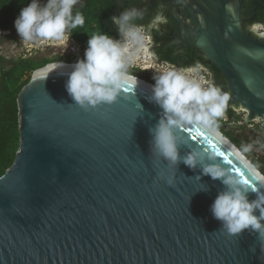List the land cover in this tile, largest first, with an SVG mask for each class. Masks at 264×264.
<instances>
[{
    "label": "water",
    "instance_id": "water-1",
    "mask_svg": "<svg viewBox=\"0 0 264 264\" xmlns=\"http://www.w3.org/2000/svg\"><path fill=\"white\" fill-rule=\"evenodd\" d=\"M166 1L189 13L192 26L175 19L223 75L229 103L264 118V39L245 29L241 0ZM36 71L17 100L15 162L0 178V264H264V240L249 230L229 237L213 218L219 181L151 155L150 129L163 111L152 84L138 78L117 103L85 111L65 88L71 67L37 82ZM182 135L200 151L211 140L231 163L218 162L264 193L222 133L223 144L204 129ZM160 173L175 174L174 186Z\"/></svg>",
    "mask_w": 264,
    "mask_h": 264
},
{
    "label": "clouds",
    "instance_id": "clouds-1",
    "mask_svg": "<svg viewBox=\"0 0 264 264\" xmlns=\"http://www.w3.org/2000/svg\"><path fill=\"white\" fill-rule=\"evenodd\" d=\"M77 5H84V0H30L14 22L21 38L19 46L54 41L63 46L64 54L73 31L85 25V17ZM144 18L145 11L137 7H128L118 16L113 15L110 21L119 38L103 32L93 33L89 35L82 59L70 66L61 60L51 63L38 69L33 78L46 79L54 71L71 67L66 91L75 104L88 111L117 103L122 93L136 85L138 77L130 71L133 66H138L140 71L153 70L155 83L151 86V100L163 111L159 122L150 129L153 137L151 155L167 161L169 169H178L182 162L193 170L200 168L203 175L219 181L223 190L218 193L210 211L213 218L221 223L223 232L229 237H239L249 230L264 240V193L246 183L247 179L239 170L234 172L232 168L224 167L223 163L231 162L218 148L206 147L203 151L191 148L182 135L190 128L204 129L221 144L225 143L219 129L220 121L226 119L231 94L212 79L205 78L203 73L207 68L199 61L189 66L161 62L151 50V34L159 32L160 26L168 23L167 17L163 11H158L147 24L140 23ZM249 30L254 36L264 39V23H253ZM2 37L3 33H0V40L4 42L0 44V55L7 56L18 45ZM185 146L190 151L181 155ZM233 148L253 178L264 185V173L259 171L257 164L246 159V154L254 150L264 151V142L257 140ZM222 155L223 163H220L218 158ZM159 178L170 186L175 184V174L166 177L160 173ZM196 178L201 180L200 176ZM200 191H208L207 186ZM253 192L256 199L250 200L249 194Z\"/></svg>",
    "mask_w": 264,
    "mask_h": 264
},
{
    "label": "trees",
    "instance_id": "trees-1",
    "mask_svg": "<svg viewBox=\"0 0 264 264\" xmlns=\"http://www.w3.org/2000/svg\"><path fill=\"white\" fill-rule=\"evenodd\" d=\"M28 3L30 0H0V31L9 32L16 29L14 22L21 9ZM123 10L117 0H89L80 7V11L85 17V25L83 28L75 29L71 39L85 50L90 38L89 35L93 33L103 32L119 38L110 17L118 16ZM241 11L244 17H250L249 24L264 23V0H241ZM151 35L155 44L154 52L162 62L168 61L177 66H189L199 61L212 74L213 81L224 91L229 92L221 72L204 60L193 46H187L182 40L192 39L187 31L166 25L160 27L159 32L154 31ZM47 64L49 62H44L40 67H33L30 61L21 60L7 72L0 70V178L13 165L19 150L18 96L30 82L33 72ZM135 76L147 83L154 84L149 79L139 75ZM227 114L229 116L234 115L230 107L227 109ZM219 131L236 147L240 148L234 138L224 133L221 128Z\"/></svg>",
    "mask_w": 264,
    "mask_h": 264
},
{
    "label": "rangeland",
    "instance_id": "rangeland-1",
    "mask_svg": "<svg viewBox=\"0 0 264 264\" xmlns=\"http://www.w3.org/2000/svg\"><path fill=\"white\" fill-rule=\"evenodd\" d=\"M128 1L129 0H118L121 6L125 9L129 7ZM187 3L191 4L188 0ZM148 4L149 1L147 0H139L140 9H143ZM166 4L176 18L181 19L184 23H188L189 26H192L191 17L186 9L182 7L174 8L168 1H166ZM241 16L244 17L242 11ZM249 25L248 21L245 22V29H249ZM0 33H3L2 38L4 40L15 42L18 45L16 49L10 52L7 56L0 55V70L4 72L11 70L21 60H28L32 63L33 67H40L44 62L51 63L61 60L68 63H75L78 59L84 57L85 50L72 39L69 41L67 51L63 54V46L54 41H44L38 45L22 47L19 46L21 38L18 36L16 29L9 32L0 31ZM2 43L4 42L0 40V44ZM130 71L132 74L139 75L140 77L149 79L155 83L153 80V70L140 71L138 66H133ZM203 74L206 79L213 80V76L208 70ZM229 107L234 112V115L229 116L226 111V119L220 121V128L223 132L234 138L236 142H238L239 147L243 143H252L257 140L264 142V118H260L259 120L252 119L248 112L238 104L230 103ZM246 158L252 163L257 164L260 172H264V151L258 152L254 150L253 152L246 154Z\"/></svg>",
    "mask_w": 264,
    "mask_h": 264
},
{
    "label": "flooded vegetation",
    "instance_id": "flooded-vegetation-1",
    "mask_svg": "<svg viewBox=\"0 0 264 264\" xmlns=\"http://www.w3.org/2000/svg\"><path fill=\"white\" fill-rule=\"evenodd\" d=\"M118 1V0H117ZM119 3V2H118ZM120 4V3H119ZM128 5L129 7H137L140 8L139 5V0H129L128 1ZM121 6V4H120ZM122 7V6H121ZM123 8V7H122ZM125 10V8H123ZM143 10L145 11V18L143 21H140V23H144L147 24L150 19L152 18V16H154L158 11H163V13L165 14V16L167 17L168 23L161 25L162 26H173L177 29H183L184 31H186L183 27L180 26V24L176 21L175 19V15L173 14V12L167 7L166 4V0L164 1H160V0H155L152 2V4H148L146 5ZM189 35V34H188ZM185 44L189 47H191V43L193 39H182ZM155 49V44H154V39H152V46H151V50L154 51ZM160 60V59H159Z\"/></svg>",
    "mask_w": 264,
    "mask_h": 264
},
{
    "label": "bare ground",
    "instance_id": "bare-ground-1",
    "mask_svg": "<svg viewBox=\"0 0 264 264\" xmlns=\"http://www.w3.org/2000/svg\"><path fill=\"white\" fill-rule=\"evenodd\" d=\"M178 4H180V3H185V0H179V2H177ZM231 8V15L233 16V18L234 19H237V15H236V12H235V10L234 9H232V4H230L229 5V9ZM207 42H206V39H202L201 41H200V45L202 46V47H207V44H206ZM57 62H59V61H57ZM62 62H64V63H67L68 64V62H65V61H62ZM51 63H56V62H51ZM51 63H49V64H51ZM66 68H70V67H66ZM59 72V70H57V71H54V72H52L48 77H50V76H52V75H55V74H57ZM47 77V78H48ZM141 79V78H140ZM39 80H42L41 78H39V77H37V78H35L34 79V81L35 82H37V81H39ZM142 80V79H141ZM141 83V82H140ZM147 83V82H146ZM243 109H245V108H243ZM245 111H247L248 113H249V111L247 110V109H245ZM248 160V159H247Z\"/></svg>",
    "mask_w": 264,
    "mask_h": 264
},
{
    "label": "snow or ice",
    "instance_id": "snow-or-ice-1",
    "mask_svg": "<svg viewBox=\"0 0 264 264\" xmlns=\"http://www.w3.org/2000/svg\"><path fill=\"white\" fill-rule=\"evenodd\" d=\"M198 134H200V133H198ZM191 139H192V140H195L196 137H195V136H192ZM206 144L208 145V147H213V148L216 147L213 143L209 144V140L206 141ZM221 152H222L223 155H224V152H223V151H221ZM223 155L221 156V158H223ZM249 181H250V180L247 179L245 182L248 183V184L250 185ZM250 186H251V185H250Z\"/></svg>",
    "mask_w": 264,
    "mask_h": 264
}]
</instances>
